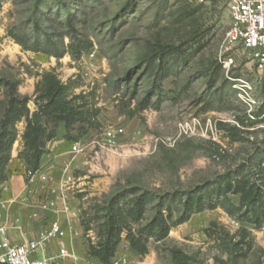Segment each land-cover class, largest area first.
<instances>
[{"label": "rangeland", "instance_id": "1", "mask_svg": "<svg viewBox=\"0 0 264 264\" xmlns=\"http://www.w3.org/2000/svg\"><path fill=\"white\" fill-rule=\"evenodd\" d=\"M230 23L227 0L1 3L0 79L18 83V95L31 99L30 114L36 111L35 85L46 71L63 83L70 80L74 94L88 96L100 109V126L76 142L83 151L66 172L72 181L67 200L86 243L96 237L84 228L95 230L103 208L118 193L137 190L155 197L146 224L160 197L248 169L262 176L252 164L264 152V71L228 42ZM69 34L89 44L79 58L33 51L47 37L65 49ZM6 102L0 90V120ZM111 127L123 133L106 142L103 134ZM16 129L20 143L25 121ZM19 143L13 144L10 160ZM16 159L6 174L21 171ZM231 200L239 203L236 196ZM172 250L186 255L188 264H264V227L256 229L221 209L204 210L172 228L163 241L151 240L145 256L122 243L115 257L122 264H173Z\"/></svg>", "mask_w": 264, "mask_h": 264}, {"label": "trees", "instance_id": "2", "mask_svg": "<svg viewBox=\"0 0 264 264\" xmlns=\"http://www.w3.org/2000/svg\"><path fill=\"white\" fill-rule=\"evenodd\" d=\"M5 0H0L1 3ZM47 6L48 0H38ZM66 24L71 28L72 18L66 9ZM70 35V34H69ZM66 50L57 47L49 37L38 44L34 52L61 58L68 53L79 58L89 48L86 41L70 35ZM25 49V47H24ZM66 51V52H64ZM17 82L0 79V90L7 98L4 114L0 120V195L1 187L7 179L6 168L10 162V151L17 139L16 125L25 121L22 134V150L18 159L25 165V173L41 169V159L45 146L56 138L59 124L64 125L65 138L69 142H78L87 132L99 127L97 117L100 109L87 101L88 96L73 92L74 85L68 80L61 82L53 71L40 75L35 85L33 102L36 111L30 114L27 108L29 97H20ZM254 169L260 170L262 176L255 177L250 169L245 173L220 176L214 182L183 194H168L158 199L152 219L143 224L147 207L155 201L149 192L137 190L118 193L103 208L100 223L93 230L87 226L85 232L93 231L96 241L86 244L84 257L94 259L99 264H111L122 243L128 245L129 251L143 257L148 253V244L152 240L161 242L167 238L170 230L186 222L190 217L204 210H223L229 217L247 223L256 229L264 227V152L258 155ZM245 173V174H244ZM27 181V178H26ZM231 196H236L235 204ZM179 207V208H178ZM134 226H137L136 228ZM173 264H188L189 258L178 250H172Z\"/></svg>", "mask_w": 264, "mask_h": 264}, {"label": "crops", "instance_id": "3", "mask_svg": "<svg viewBox=\"0 0 264 264\" xmlns=\"http://www.w3.org/2000/svg\"><path fill=\"white\" fill-rule=\"evenodd\" d=\"M65 135L64 125L59 124L56 138L46 144V152L41 159V169L39 171L52 178V181L45 184L43 188L42 184L36 180L29 186L31 194L27 195L25 194L28 187L24 173L25 165L16 159L22 146V140H20V143L17 140L14 143V146L17 143L19 144L15 149V156L13 154L11 156L10 163L16 159L15 161L19 164V170L21 171L7 174L0 195V205L4 208L3 224L6 228V236L11 243L21 244L35 240L48 228L50 223L55 221L61 228L71 226L81 232L73 212V203L67 200L68 191L70 190V186L67 185L70 184H67L66 187L60 184L63 171L72 169L71 166L72 164L75 165L76 158V155L71 153V146L75 143L66 140ZM49 188L57 191L56 210H43L41 208V204L50 198ZM80 237L76 238L73 243H69L67 240L51 242L46 249L47 256L55 255L60 247L67 246L68 248L71 247L77 255L79 254L78 256L84 257L87 243ZM63 264H72V262L65 260Z\"/></svg>", "mask_w": 264, "mask_h": 264}, {"label": "built area", "instance_id": "4", "mask_svg": "<svg viewBox=\"0 0 264 264\" xmlns=\"http://www.w3.org/2000/svg\"><path fill=\"white\" fill-rule=\"evenodd\" d=\"M198 4H204L208 0H194ZM227 11L231 19L226 38L229 43L237 45L247 53L258 69L264 71V0H227ZM95 53L91 54L93 57ZM122 128H107L104 131L106 142H110L118 135L122 134ZM80 144L75 143L71 146V153L77 155L82 153ZM64 170L60 177V184L66 187L71 178ZM27 184L25 194H31V186L36 180L45 187L52 181V178L40 171L26 173ZM69 186V185H67ZM50 198L41 204L43 210H56L57 191L49 188ZM3 206L0 205V264H63L65 260H70L72 264H81L80 257L70 247L62 246L55 255L47 256L46 249L53 241L67 240L69 243L80 236V231L67 226H61L55 221L49 224L35 240L14 244L6 236V228L3 224ZM87 237H90L87 234ZM92 243L94 238L91 236ZM40 253L41 257H37ZM111 264H122L116 257Z\"/></svg>", "mask_w": 264, "mask_h": 264}]
</instances>
